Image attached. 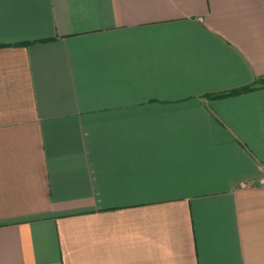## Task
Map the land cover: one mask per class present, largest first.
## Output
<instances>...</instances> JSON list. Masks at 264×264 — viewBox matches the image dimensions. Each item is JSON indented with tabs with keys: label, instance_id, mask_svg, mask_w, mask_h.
Wrapping results in <instances>:
<instances>
[{
	"label": "crops",
	"instance_id": "0c3cea01",
	"mask_svg": "<svg viewBox=\"0 0 264 264\" xmlns=\"http://www.w3.org/2000/svg\"><path fill=\"white\" fill-rule=\"evenodd\" d=\"M264 0H0V264H264Z\"/></svg>",
	"mask_w": 264,
	"mask_h": 264
},
{
	"label": "trees",
	"instance_id": "16d2710c",
	"mask_svg": "<svg viewBox=\"0 0 264 264\" xmlns=\"http://www.w3.org/2000/svg\"><path fill=\"white\" fill-rule=\"evenodd\" d=\"M259 88H264V77L257 78L252 84L235 89L226 93L219 94L220 97L233 96L241 93L253 91Z\"/></svg>",
	"mask_w": 264,
	"mask_h": 264
}]
</instances>
